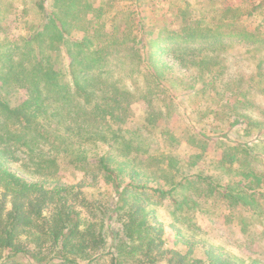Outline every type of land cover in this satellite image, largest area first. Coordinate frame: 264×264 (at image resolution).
I'll return each instance as SVG.
<instances>
[{"label": "trees", "instance_id": "obj_1", "mask_svg": "<svg viewBox=\"0 0 264 264\" xmlns=\"http://www.w3.org/2000/svg\"><path fill=\"white\" fill-rule=\"evenodd\" d=\"M5 1L0 34L14 1L22 3L14 20L30 14L33 22L27 36L18 35L9 41L11 49L0 52V264H264L223 251L190 225L197 212L208 215L211 207V213L239 210L264 219V111L254 119L246 113L249 91L264 93V70L257 66L261 87L233 91L221 85L209 54L225 49L224 38L264 46L261 28L239 26L260 14L264 21L263 2L239 0L222 20L204 22L181 10L157 17V0L142 12H123L118 0ZM224 28L230 30L223 34ZM60 51L64 70L52 56ZM120 52L133 57L142 77L149 130L156 128L154 96L166 93L171 106L174 92L195 99L190 113L196 120L190 114V122L198 129L190 124L189 140L201 145L200 152L210 141L221 148L217 175H186L199 154L186 165L173 151L150 152L146 137L124 129L134 95L104 69ZM174 66L191 71V85H170ZM210 118L225 125H207ZM228 132H241V139ZM159 134L163 142L172 139L168 130ZM64 167L78 172L79 180L65 182L59 175ZM165 201L174 207L178 249L165 247L154 219ZM236 220L244 231V217L229 216L227 223Z\"/></svg>", "mask_w": 264, "mask_h": 264}, {"label": "rangeland", "instance_id": "obj_2", "mask_svg": "<svg viewBox=\"0 0 264 264\" xmlns=\"http://www.w3.org/2000/svg\"><path fill=\"white\" fill-rule=\"evenodd\" d=\"M256 1L263 2L264 4V0ZM3 2L4 3H0V5H6V1L3 0ZM8 2H10V0H8ZM13 3V9L7 8L9 23L4 24H8L6 26V33L0 34L1 53L12 48V46H9V41L12 42L14 39H18V35L22 37L27 36L29 34L28 28H30L33 22V18L30 14L23 20L16 22L14 19L19 15L22 3L16 1ZM117 3L120 6L123 5V12H128L134 9H138L142 12L149 7L148 5H152L153 2L150 0H118ZM238 5L239 0H157L152 6V10L153 12H157V17L166 16L171 18L177 14L178 10H181L184 11V15H186L191 21L202 20L204 22H212L214 18L215 20H222L220 16L226 15V10L232 9ZM262 10L264 11V5ZM258 16L259 17L253 19L242 20L239 26L249 31L259 27L258 30L261 28V30L264 31V25L260 26L261 23L264 24L262 19L263 16L262 14ZM229 30L230 29L224 28L222 29V32L223 34H226ZM221 44L224 45L222 46L225 48L224 50H219L218 48L216 51L209 53L215 60V69H218L222 73L220 78L221 85H223V83L228 84L227 87L233 91H237L238 89L244 90L249 86L255 88L261 87L260 85L262 84L260 83V78L258 79L256 72L258 65L264 70V50L261 49L259 52H256L254 49L256 47L262 48L264 46L242 43L236 38H224ZM18 52L19 50L17 53ZM21 52H23V50H21ZM52 56L57 64L56 67L63 70L66 69L67 59L64 57L62 51L54 53ZM261 56H263V58L259 59ZM261 60L262 62H260ZM135 65L136 63L133 57L130 59L128 54L120 52L111 57L107 66L104 68L106 71L109 69L112 71V82H115L120 88L129 89L134 95L133 98L135 101L133 104H130L128 113L123 119L124 122L122 126L124 129H128V131L132 132L135 130V134L146 137L148 142H150V152L151 148L173 151L170 153L176 154L177 157H183L185 164L194 160V155L199 154V160H196L195 167L184 171L186 175L196 172H201L203 175H217V162L221 158V148L219 149V146L216 145V143L210 141L208 142L206 149L200 152L202 149L201 145L197 146L191 144L189 140L190 132L193 134L190 124L198 129L196 125L190 122V114L192 120H196L194 110L190 113V103L192 104L195 99L192 100L191 98L189 99V97L187 98L188 93L182 94V92H179L177 94V92H174V95L176 96L172 95L170 97L172 100L171 106L169 99L167 98L169 95L165 96L166 93H159L156 97L154 96L152 99L151 110L153 114H151V118L155 121L156 128L149 130L145 124V119H147V113L150 108L146 106L147 104L144 102L145 98L141 97L144 83L142 77L139 76ZM190 75L191 71H185L183 68L174 66L169 80L175 79V82L172 84L169 81L171 83L170 85L174 89L182 88V82L185 83V81L191 85ZM66 80L68 81V79ZM22 94L23 91L20 90L17 98L21 99ZM247 96L250 100V102L246 104L247 115L253 119L259 118L260 110L264 111V93L255 92L251 89ZM229 97L231 103L236 99L233 92ZM197 102H199L198 104L200 105V108H205L206 104L203 100L197 99ZM158 110H161L162 112L160 115L157 114ZM207 125L216 127L225 124H221L220 121L216 120L212 122L210 118ZM163 130H168L172 139L163 142L159 136V133ZM226 130L227 128L225 131ZM241 135V132L227 133V136L232 140L241 139ZM140 138L141 137L139 136V139ZM214 138H217V136L215 135ZM97 145L104 146L101 144ZM93 148L89 147L91 152L94 151ZM59 175L62 176L64 178L63 180L67 183H74L80 178V174L69 167L62 168L59 171ZM213 209L216 208L211 207L208 215L201 211L194 215V219H192L190 225L194 223L193 226L200 229L198 235H200V232L202 231L203 234L200 236L207 238L210 243L214 246L220 247L223 251L234 253L243 258H247V256L259 257L264 261V219L257 222L250 218L248 213H241L239 210L219 209L218 211L211 213ZM174 214V207L170 202L165 201L163 205L158 208L157 215L154 218L157 223H161L165 247L170 249L179 248L175 231L171 227V224L174 223ZM229 216L244 217L249 224L245 227L244 231H241V224L237 220L232 222V224L227 223V218ZM184 233L187 232L184 230ZM188 233L190 234V232Z\"/></svg>", "mask_w": 264, "mask_h": 264}]
</instances>
